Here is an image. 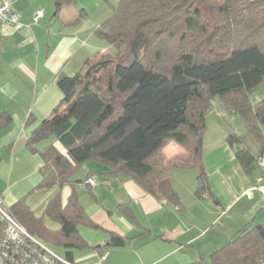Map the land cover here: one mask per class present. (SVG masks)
<instances>
[{
  "label": "trees",
  "instance_id": "obj_1",
  "mask_svg": "<svg viewBox=\"0 0 264 264\" xmlns=\"http://www.w3.org/2000/svg\"><path fill=\"white\" fill-rule=\"evenodd\" d=\"M51 1L54 16L73 2ZM95 32L114 53L86 61L73 76L58 77L63 98L27 142L36 152L49 141L39 152L40 188H71L64 205L57 195L45 210L59 230L48 229L24 199L7 209L30 234L66 250L69 260L71 250L89 247L78 228L95 227L74 191L75 174L85 163L104 164L110 175L126 174L179 208L167 178L173 163L163 150L171 142L185 149L188 161L182 164L198 168L196 194L203 196L205 117L215 100L244 126L242 135L226 137L244 170L254 168L264 146V99L257 110L250 97L264 79V0H119ZM10 122L9 114L0 113V130ZM3 229L0 221V236ZM209 259L262 264L264 224L243 229Z\"/></svg>",
  "mask_w": 264,
  "mask_h": 264
},
{
  "label": "crops",
  "instance_id": "obj_2",
  "mask_svg": "<svg viewBox=\"0 0 264 264\" xmlns=\"http://www.w3.org/2000/svg\"><path fill=\"white\" fill-rule=\"evenodd\" d=\"M7 1L19 15V23L0 24V113L11 117L0 130V197L7 209L24 199L45 224L50 219L45 215L47 205L57 195L64 205L71 188H40L43 162L39 152L49 141L40 143L36 152L28 149L27 142L63 98L58 77L73 76L86 61L114 53L95 31L119 0H96L94 4L73 0L57 16L51 0ZM39 12L43 16L34 23ZM233 116L216 107L205 117L202 167L208 182L206 195L196 194L198 168L182 164L188 161L185 149L173 142L164 148L167 161L173 162L167 178L180 199L179 208L156 199L126 174L110 175L112 171L104 164L82 165L74 177L79 181L74 191L95 227L78 228L89 247L82 259L72 260L77 264H212L213 251L243 229L263 225L264 198L246 193L260 172L256 165L244 170L235 148L226 141L230 132L237 131ZM54 145L65 154L62 146L55 141ZM257 152L254 148L253 153ZM89 178H95L96 184L88 185ZM57 226L50 230H59ZM112 236L121 237L124 245L113 246L109 243ZM105 253L107 257L101 260Z\"/></svg>",
  "mask_w": 264,
  "mask_h": 264
},
{
  "label": "built area",
  "instance_id": "obj_3",
  "mask_svg": "<svg viewBox=\"0 0 264 264\" xmlns=\"http://www.w3.org/2000/svg\"><path fill=\"white\" fill-rule=\"evenodd\" d=\"M43 13H37L33 22L37 23ZM19 23V15L15 12L7 0L0 2V24L16 26ZM255 165L260 172L259 178L250 184L246 193L258 194L264 198V154L257 156ZM95 178H89L87 184H96ZM206 195V194H204ZM0 221L4 225L0 236V264H77L73 260L61 258L56 255L40 238L30 234L27 229L8 213L0 197ZM107 257V253L100 256L101 260Z\"/></svg>",
  "mask_w": 264,
  "mask_h": 264
},
{
  "label": "rangeland",
  "instance_id": "obj_4",
  "mask_svg": "<svg viewBox=\"0 0 264 264\" xmlns=\"http://www.w3.org/2000/svg\"><path fill=\"white\" fill-rule=\"evenodd\" d=\"M94 2H96V0H91V4H94ZM112 12V10H111ZM251 97V101L253 103V105L255 106V108L257 110L261 109L263 107V99H264V79L262 81V83L251 93L250 95ZM216 107H219V109H221L222 111H224V108L222 106V104L220 103L219 100H215L213 102V107H212V110L215 111ZM214 108V109H213ZM235 119V123L232 125L233 126V129L237 132H235L236 134H242L244 133V127L242 125V122L240 120V118L236 115L233 116ZM238 130H241L240 132H238ZM264 131V129H263ZM59 146V144H58ZM61 148V146H59ZM62 149V148H61ZM173 163L170 161V164ZM87 182V181H86ZM45 224L47 225V227L49 229H57L58 226H57V223L52 221L51 219H47L45 220ZM42 241V240H41ZM43 242V241H42ZM45 243V242H43ZM46 244V243H45ZM56 255H58L59 257L61 258H67V254H66V250L60 248V247H56V246H52V245H49V244H46ZM87 250L86 249H77V250H71V256H72V259L77 261L79 259H82V255L84 254V252H86ZM84 264L83 262H79V264Z\"/></svg>",
  "mask_w": 264,
  "mask_h": 264
},
{
  "label": "water",
  "instance_id": "obj_5",
  "mask_svg": "<svg viewBox=\"0 0 264 264\" xmlns=\"http://www.w3.org/2000/svg\"><path fill=\"white\" fill-rule=\"evenodd\" d=\"M109 243H111L115 247H122L124 245V240L119 236H112L109 239Z\"/></svg>",
  "mask_w": 264,
  "mask_h": 264
}]
</instances>
